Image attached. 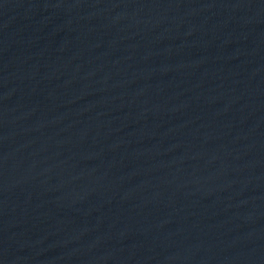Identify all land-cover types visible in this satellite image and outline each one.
<instances>
[{"label":"water","instance_id":"water-1","mask_svg":"<svg viewBox=\"0 0 264 264\" xmlns=\"http://www.w3.org/2000/svg\"><path fill=\"white\" fill-rule=\"evenodd\" d=\"M0 264H264V0H0Z\"/></svg>","mask_w":264,"mask_h":264}]
</instances>
